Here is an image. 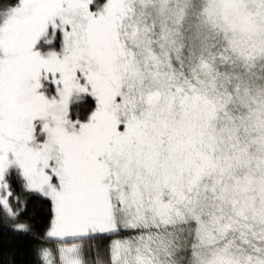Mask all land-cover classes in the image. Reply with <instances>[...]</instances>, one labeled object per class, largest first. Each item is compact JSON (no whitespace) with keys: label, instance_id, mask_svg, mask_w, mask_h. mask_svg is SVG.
Masks as SVG:
<instances>
[{"label":"snow or ice","instance_id":"obj_1","mask_svg":"<svg viewBox=\"0 0 264 264\" xmlns=\"http://www.w3.org/2000/svg\"><path fill=\"white\" fill-rule=\"evenodd\" d=\"M13 179L34 264H264V0H0Z\"/></svg>","mask_w":264,"mask_h":264},{"label":"trees","instance_id":"obj_2","mask_svg":"<svg viewBox=\"0 0 264 264\" xmlns=\"http://www.w3.org/2000/svg\"><path fill=\"white\" fill-rule=\"evenodd\" d=\"M15 191L21 192L19 181L13 179ZM26 210L19 222H27L32 234L16 233L11 230L12 221L3 218L0 212V264H34V246L38 243L33 235H42L50 218L49 204L29 194L26 197Z\"/></svg>","mask_w":264,"mask_h":264},{"label":"rangeland","instance_id":"obj_3","mask_svg":"<svg viewBox=\"0 0 264 264\" xmlns=\"http://www.w3.org/2000/svg\"><path fill=\"white\" fill-rule=\"evenodd\" d=\"M11 183H12V181H11ZM14 187H15V186H13V184H12V188H13L14 195L19 196L20 199H21V200L23 201V203L25 204V203H26V197L29 195V193L23 191L22 188H21V192L18 193L17 191H15V188H14ZM14 207H15V205H14Z\"/></svg>","mask_w":264,"mask_h":264}]
</instances>
